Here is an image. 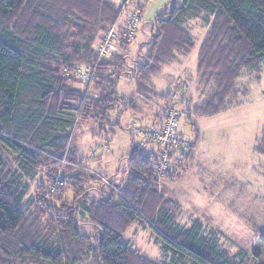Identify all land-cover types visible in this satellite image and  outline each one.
Listing matches in <instances>:
<instances>
[{"label": "trees", "instance_id": "obj_1", "mask_svg": "<svg viewBox=\"0 0 264 264\" xmlns=\"http://www.w3.org/2000/svg\"><path fill=\"white\" fill-rule=\"evenodd\" d=\"M129 1L0 0V264H157L122 240L134 222L161 238L169 264H234L196 220L181 230L167 212L166 184L193 162L200 140L187 105L185 121L195 130L187 136L188 150L151 145L140 130L160 122L139 123L133 130L142 140L131 144L123 182L115 188L99 172L80 168L82 160L72 159L69 149L77 124L119 126L122 111H137L118 90L127 67L135 66L129 76L136 93L170 98V91L152 90V79L193 48L189 20L208 26L196 69L213 88L192 106V115L209 117L241 104L248 90L238 78L258 75L264 62V0L170 2L157 14L137 65L126 53L131 40L118 39L107 57L97 51L111 26L122 30L118 20ZM79 66L90 70L87 88L75 77ZM258 142L264 153V127ZM163 161L168 166L160 171ZM45 170L46 184L39 180L36 195L25 200L26 182ZM62 170L59 185L52 175ZM83 226L91 231L82 232ZM259 239L264 244V232Z\"/></svg>", "mask_w": 264, "mask_h": 264}, {"label": "rangeland", "instance_id": "obj_2", "mask_svg": "<svg viewBox=\"0 0 264 264\" xmlns=\"http://www.w3.org/2000/svg\"><path fill=\"white\" fill-rule=\"evenodd\" d=\"M170 2L180 5L182 0H130L127 3L118 26L133 9L139 7L140 10L139 24L130 39L129 50H126L135 65L147 50L145 42L156 31L157 14ZM186 27L194 38L193 48L177 62L164 65L152 79V90L156 93L170 91V98L165 100L136 93L129 76L135 66L127 67V73L120 76L118 90L133 99L137 111H122L119 126L102 124L103 128H99L98 123L90 121L77 124L69 155L75 161L82 160L84 166L80 168L99 172L104 182L110 181V187L115 188L123 182L131 144L137 145L142 140L133 127L139 123L146 127L155 125L163 120L169 109H175L182 114L180 129L193 138L194 127L197 128L200 140L193 162L185 172L166 184L169 217L181 230L189 228L196 220L202 234L216 242L219 250L234 264H264V244L259 239L264 232V153L258 148L264 127V62L258 75L244 73L238 78V84L248 90L240 96L241 104L213 116L194 117L192 106L207 98L213 89L211 84L200 79L196 69L198 48L208 26L194 19L189 20ZM186 105L194 127L185 121ZM165 106L169 108L165 109ZM157 113L159 116L155 118ZM109 128L114 130L109 133ZM148 148L150 146L146 145L143 150ZM14 167L11 161V168ZM45 172L36 180L26 182L25 200L36 195L39 180L46 184ZM64 172L52 175L59 185L65 180ZM164 176L167 178L168 174ZM169 177L173 179L174 174ZM113 183H117L116 186ZM97 185L93 183V186ZM81 231L89 232L91 227L83 226ZM121 238L147 259L157 264L171 263L169 254L162 250L161 238L151 228L134 222Z\"/></svg>", "mask_w": 264, "mask_h": 264}, {"label": "built area", "instance_id": "obj_3", "mask_svg": "<svg viewBox=\"0 0 264 264\" xmlns=\"http://www.w3.org/2000/svg\"><path fill=\"white\" fill-rule=\"evenodd\" d=\"M139 22V15L136 9L128 13L126 20L122 24V30L118 32L116 26H111L103 37L102 42L98 45L97 51L100 56L107 57L111 50L114 49L115 42L120 40H130L134 37L136 28ZM90 76V70L87 67H80L75 72V77L83 79L84 87H88V78ZM179 113L175 109H169L166 112L163 120L159 123V128H155L149 132H144V129L140 132L144 133V138L150 141L151 145H160L161 147L177 148L182 151L188 150L189 138L179 127ZM141 147V146H140ZM157 167L160 171H163L168 162H161Z\"/></svg>", "mask_w": 264, "mask_h": 264}, {"label": "bare ground", "instance_id": "obj_4", "mask_svg": "<svg viewBox=\"0 0 264 264\" xmlns=\"http://www.w3.org/2000/svg\"><path fill=\"white\" fill-rule=\"evenodd\" d=\"M138 24H139V22H138Z\"/></svg>", "mask_w": 264, "mask_h": 264}]
</instances>
